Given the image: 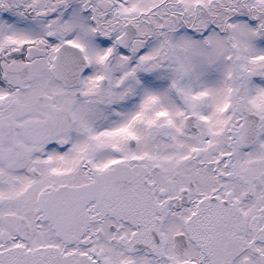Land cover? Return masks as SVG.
<instances>
[{
  "label": "snow or ice",
  "instance_id": "6c2138e0",
  "mask_svg": "<svg viewBox=\"0 0 264 264\" xmlns=\"http://www.w3.org/2000/svg\"><path fill=\"white\" fill-rule=\"evenodd\" d=\"M0 264H264V0H0Z\"/></svg>",
  "mask_w": 264,
  "mask_h": 264
}]
</instances>
